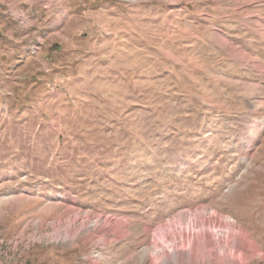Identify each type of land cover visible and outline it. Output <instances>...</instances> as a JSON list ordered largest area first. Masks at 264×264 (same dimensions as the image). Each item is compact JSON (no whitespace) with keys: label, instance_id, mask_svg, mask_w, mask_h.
Segmentation results:
<instances>
[{"label":"rangeland","instance_id":"1","mask_svg":"<svg viewBox=\"0 0 264 264\" xmlns=\"http://www.w3.org/2000/svg\"><path fill=\"white\" fill-rule=\"evenodd\" d=\"M183 214L264 264V0H0V264H152Z\"/></svg>","mask_w":264,"mask_h":264},{"label":"bare ground","instance_id":"2","mask_svg":"<svg viewBox=\"0 0 264 264\" xmlns=\"http://www.w3.org/2000/svg\"><path fill=\"white\" fill-rule=\"evenodd\" d=\"M178 225H184L185 229ZM191 226L197 230L190 232L194 228ZM223 227L225 238L218 245L213 235L221 233ZM250 241L247 231L233 221L218 215L203 218L201 214L192 217L183 214L158 230L153 242L156 252L152 264H248L258 250Z\"/></svg>","mask_w":264,"mask_h":264}]
</instances>
